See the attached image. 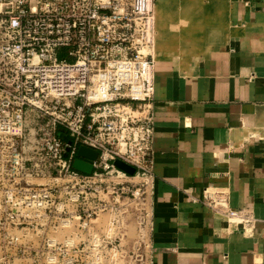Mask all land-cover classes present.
<instances>
[{
    "label": "crops",
    "instance_id": "0c3cea01",
    "mask_svg": "<svg viewBox=\"0 0 264 264\" xmlns=\"http://www.w3.org/2000/svg\"><path fill=\"white\" fill-rule=\"evenodd\" d=\"M154 7L148 264H264V55L248 29L264 16V0ZM178 21L185 35L174 46ZM205 190L250 221L216 214L202 204Z\"/></svg>",
    "mask_w": 264,
    "mask_h": 264
},
{
    "label": "built area",
    "instance_id": "2783aa9c",
    "mask_svg": "<svg viewBox=\"0 0 264 264\" xmlns=\"http://www.w3.org/2000/svg\"><path fill=\"white\" fill-rule=\"evenodd\" d=\"M153 2L0 0V133L22 136L32 114L47 165L60 176H91L73 168L84 146L98 152L92 175L122 174L121 161L150 178ZM202 204L230 223L250 221L224 194L205 190Z\"/></svg>",
    "mask_w": 264,
    "mask_h": 264
},
{
    "label": "rangeland",
    "instance_id": "374dc122",
    "mask_svg": "<svg viewBox=\"0 0 264 264\" xmlns=\"http://www.w3.org/2000/svg\"><path fill=\"white\" fill-rule=\"evenodd\" d=\"M260 19L248 29L264 55V16ZM176 25L171 31L174 46L185 35V26ZM220 45L208 46L209 52ZM204 47L200 44L201 56L206 55ZM39 127L31 114L22 136L0 133V264H148L146 177L110 171L86 178L60 176L39 147Z\"/></svg>",
    "mask_w": 264,
    "mask_h": 264
},
{
    "label": "water",
    "instance_id": "95a60500",
    "mask_svg": "<svg viewBox=\"0 0 264 264\" xmlns=\"http://www.w3.org/2000/svg\"><path fill=\"white\" fill-rule=\"evenodd\" d=\"M65 133V131H63ZM66 134V133H65ZM66 137V136H65ZM98 158V152L94 151L92 149H89L87 147H80L78 151V158L74 161L73 168L77 172H80L85 175H92L94 166L91 162H96ZM115 167L118 168L119 170L125 172L129 176H134L136 174V170L121 162V161H116L115 162Z\"/></svg>",
    "mask_w": 264,
    "mask_h": 264
},
{
    "label": "trees",
    "instance_id": "16d2710c",
    "mask_svg": "<svg viewBox=\"0 0 264 264\" xmlns=\"http://www.w3.org/2000/svg\"><path fill=\"white\" fill-rule=\"evenodd\" d=\"M66 136V137H65ZM59 137L64 141V142H69L71 139H70V137L67 135V134H65V133H63V132H59Z\"/></svg>",
    "mask_w": 264,
    "mask_h": 264
},
{
    "label": "bare ground",
    "instance_id": "6f19581e",
    "mask_svg": "<svg viewBox=\"0 0 264 264\" xmlns=\"http://www.w3.org/2000/svg\"><path fill=\"white\" fill-rule=\"evenodd\" d=\"M154 3H155V0H154V2H153V8H154ZM154 13H155V20H156V17H157V13H156V10H155V8H154Z\"/></svg>",
    "mask_w": 264,
    "mask_h": 264
}]
</instances>
